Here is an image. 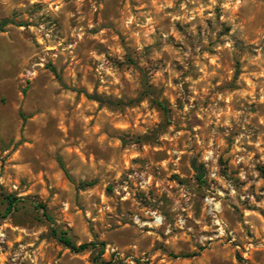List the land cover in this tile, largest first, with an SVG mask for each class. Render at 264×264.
I'll return each instance as SVG.
<instances>
[{"label": "rangeland", "instance_id": "obj_1", "mask_svg": "<svg viewBox=\"0 0 264 264\" xmlns=\"http://www.w3.org/2000/svg\"><path fill=\"white\" fill-rule=\"evenodd\" d=\"M4 20L0 264H264V0H0Z\"/></svg>", "mask_w": 264, "mask_h": 264}, {"label": "trees", "instance_id": "obj_2", "mask_svg": "<svg viewBox=\"0 0 264 264\" xmlns=\"http://www.w3.org/2000/svg\"><path fill=\"white\" fill-rule=\"evenodd\" d=\"M8 24H13V22L11 20H4L1 22L0 24V32H4L5 27ZM93 97V96H92ZM97 97V96H95ZM97 99L98 101H103L101 100V98H94ZM162 105V104H160ZM60 165L62 167V169L65 171V173L69 176L68 171L64 165V163L60 160ZM204 175V170L201 171L200 175L198 176L199 179H202ZM96 181H92V182H80V187L81 188H87L90 186L95 185ZM5 200L8 204L7 208H6V212L5 214L8 215L10 213L13 212V210L18 206V204L20 202H23V200L21 198H18L14 195H6ZM33 204L35 205V207L42 209L43 212L45 213L44 215L47 217L48 220H52L51 216L47 213V209L46 206H44L43 204H39L36 202H33ZM53 236L57 238V240L64 245L66 248H68L71 252L73 253H82L84 251H86L87 249H89L90 247H97L98 244L97 243H91V244H81V245H77L70 236H68L67 232H61L58 230H53ZM103 252V249H102Z\"/></svg>", "mask_w": 264, "mask_h": 264}]
</instances>
